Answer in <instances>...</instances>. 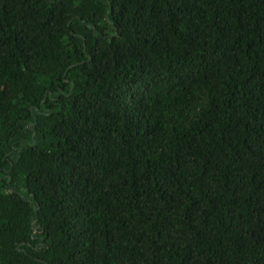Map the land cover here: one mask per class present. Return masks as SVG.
<instances>
[{"label": "trees", "instance_id": "obj_1", "mask_svg": "<svg viewBox=\"0 0 264 264\" xmlns=\"http://www.w3.org/2000/svg\"><path fill=\"white\" fill-rule=\"evenodd\" d=\"M0 264H264V0H0Z\"/></svg>", "mask_w": 264, "mask_h": 264}, {"label": "water", "instance_id": "obj_2", "mask_svg": "<svg viewBox=\"0 0 264 264\" xmlns=\"http://www.w3.org/2000/svg\"><path fill=\"white\" fill-rule=\"evenodd\" d=\"M35 215H36V210H35ZM36 220L37 219H35V221L32 223V226H34L36 224ZM33 233H36V229L35 228L33 229Z\"/></svg>", "mask_w": 264, "mask_h": 264}]
</instances>
